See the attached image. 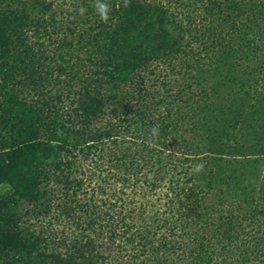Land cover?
Masks as SVG:
<instances>
[{
  "label": "trees",
  "instance_id": "obj_1",
  "mask_svg": "<svg viewBox=\"0 0 264 264\" xmlns=\"http://www.w3.org/2000/svg\"><path fill=\"white\" fill-rule=\"evenodd\" d=\"M107 2L93 34L54 0H0V92L19 76L38 121L0 155V182L36 172L0 264H264V0H131L159 12L132 32ZM224 54L244 71L233 92Z\"/></svg>",
  "mask_w": 264,
  "mask_h": 264
},
{
  "label": "rangeland",
  "instance_id": "obj_2",
  "mask_svg": "<svg viewBox=\"0 0 264 264\" xmlns=\"http://www.w3.org/2000/svg\"><path fill=\"white\" fill-rule=\"evenodd\" d=\"M54 1H56V3L59 4L60 9L64 10L63 12L68 13L74 21L76 20L78 22L79 30H83V28L87 30L89 29L90 31H92L93 34L96 33V31H98L99 27L98 28L95 27L97 26V23H95L94 21V16L97 15L95 8H94V0H54ZM80 7H85L87 9V12L83 16L80 15L79 13L78 14L75 13V9L79 10ZM91 7H93L92 12H90L89 10ZM158 14L159 12L155 10V7L149 8L147 5L142 6L138 4H133V5L130 4V7H128L127 10L125 11L123 22L128 27L129 32H132L133 30L132 26L135 25L136 22L146 19V17L143 18L145 15H149L147 17L149 18V17H155ZM57 16L62 17L60 15H57ZM87 17L92 20H90L87 23H81L83 18L85 19ZM141 18L143 19L141 20ZM111 19L115 21V18L111 17ZM8 21L9 19L5 16H2L0 13V23L7 25ZM92 28H95V29H92ZM140 29H142V27L136 28V32L138 31L140 32ZM31 42L33 43L34 40H32ZM37 52H38L37 55L40 54L39 46L37 48ZM29 56L30 54H25L23 55V58L29 57ZM26 59L29 60L28 58ZM34 61L35 63H33V61H29V65L31 66L35 64L37 65V67H40V65H38L37 60H34ZM219 62L221 64L222 75L224 74L226 75L229 73L230 78L232 76L233 84L231 87V91L233 92L235 89L239 88V86L241 87L242 77L240 76L244 74L243 73L244 71H236L239 65L235 63V59H233L231 55L224 54V56L220 59ZM32 70L33 69L29 67H28V70H22L23 75H26L28 79H29V76L31 79H36L38 74L35 76H32L31 75ZM245 71H247V69ZM220 72L221 70H219L217 74L215 73V76H214L215 78L217 77L221 78L219 85H217V87L215 88V93L217 94L220 93L221 96L223 97L225 96V93L226 91H228V89L223 90L224 87L222 86L226 85L228 82L226 80L227 78L223 79L221 75H219ZM252 75H256V74H252ZM229 76L226 75V77L228 78ZM210 77H211V73H210ZM20 87H21L20 77L19 76L16 77L11 74L9 78V85L4 88V92L6 93L3 94L2 92H0V155H1V152L8 151L9 148L13 147L12 145L19 144L20 141L29 140L33 142L37 140L34 131H36L35 129H36L38 121L32 122L30 120L31 116L28 115L27 113V110L29 109L27 105H25V103H23L22 100L20 99V97L22 96V94L19 92ZM242 95L244 96L243 93ZM238 99L240 100H238V102L236 103H233L235 101L234 97L227 98V101H229V104L231 103L233 106L238 105V109H239L240 103H242L244 100H242L241 98H238ZM224 100L226 101V97ZM251 111L252 110L247 112L246 118L252 117L255 115V114H251ZM233 131L234 130L232 129L231 133ZM0 171H1V168H0ZM263 173L264 171H262V174ZM35 175H36L35 171L30 170V169H24L22 177L18 181L17 185H9L3 181L0 182V203L1 202L6 203V206L0 207V223L2 224L0 228L3 227L4 223L9 222L10 224H12L16 222L24 214L23 210L25 206L31 202L35 203V199L32 198L35 194V191L33 189L35 188V186L34 184L31 185L35 180ZM223 175H224L223 172H217L218 177L223 176ZM24 196H26V198H23ZM245 255L248 257V262H250L248 264H253V260L255 258L248 254H245ZM207 260H208L207 258L202 260V264L206 263ZM238 263L239 262H236L233 264H238ZM4 264H16V263L13 262L12 260H8ZM254 264H257V263L254 262Z\"/></svg>",
  "mask_w": 264,
  "mask_h": 264
},
{
  "label": "clouds",
  "instance_id": "obj_3",
  "mask_svg": "<svg viewBox=\"0 0 264 264\" xmlns=\"http://www.w3.org/2000/svg\"><path fill=\"white\" fill-rule=\"evenodd\" d=\"M131 0H123V7L128 8L130 7ZM94 8L97 13V15L100 17L101 21L104 23H109L111 20V5L107 2V0H94ZM87 12V9L85 7H80L79 14L84 15ZM159 125H155L150 129V135L152 137H158L159 136ZM204 163L201 162L197 165H195L193 171L196 173L202 172L204 170Z\"/></svg>",
  "mask_w": 264,
  "mask_h": 264
}]
</instances>
